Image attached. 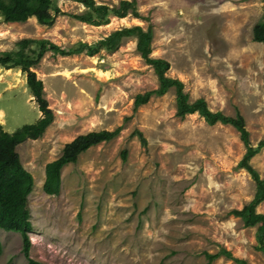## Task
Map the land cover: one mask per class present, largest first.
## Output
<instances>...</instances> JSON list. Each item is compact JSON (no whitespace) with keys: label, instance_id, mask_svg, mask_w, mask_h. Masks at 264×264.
<instances>
[{"label":"rangeland","instance_id":"374dc122","mask_svg":"<svg viewBox=\"0 0 264 264\" xmlns=\"http://www.w3.org/2000/svg\"><path fill=\"white\" fill-rule=\"evenodd\" d=\"M120 0H95L118 5ZM65 13L52 25L35 18L0 23V52L22 38H46L59 46L31 69L41 80L53 121L41 137L16 146L33 176L28 195L30 257L45 264L211 263L203 252L229 250L249 264H264L255 249L256 226L245 227L229 211L251 201L255 182L237 166L245 153L229 124H207L197 113L176 116L175 90L134 109L138 93L158 86L157 76L124 38L113 52L62 56L60 48L96 42L122 27H152L150 56L170 63L167 76L184 84L189 101L204 98L213 111L245 120L249 141L264 138V44L252 28L264 17L262 0H136L140 17L109 15L91 25L71 16L85 7L58 0ZM0 124L14 132L41 112L18 67L0 65ZM119 134L79 154L61 170L58 195L43 189L45 165L65 143L92 130ZM135 130L142 132V145ZM127 150L122 159L121 151ZM264 177V148L250 161ZM264 213V200L257 206ZM0 264H27L20 232L0 229Z\"/></svg>","mask_w":264,"mask_h":264},{"label":"trees","instance_id":"16d2710c","mask_svg":"<svg viewBox=\"0 0 264 264\" xmlns=\"http://www.w3.org/2000/svg\"><path fill=\"white\" fill-rule=\"evenodd\" d=\"M58 0H0V23L25 22L29 18H35L43 25H52L56 16L65 14L57 5ZM82 4L85 11L71 16L81 22L91 25L106 24L109 15L123 18L128 14L140 17L136 0H120L118 5L97 4L95 0H72ZM264 1V0H262ZM153 30L150 25L143 29L140 25L122 27L110 32L107 36L96 42H78L70 47L60 48L62 56L85 53L93 56L101 50L113 52L118 49L124 38L135 37L136 49L140 52L145 62L154 70L157 76L158 86L152 90L138 93L134 98V109L146 104L152 96H162L170 88L175 90L176 116L185 118L189 114L197 113L209 125L216 123L229 124L240 134V139L245 146V153L237 166L245 169L255 182L253 198L241 208L229 211L230 215L239 218L245 227L256 226L255 249L264 257V213L257 211V206L264 200V177L251 165V159L264 148V138L260 139L256 146L249 141V132L245 125L244 117L237 112L235 116L226 115L217 110H211L204 98L189 101L188 93L184 90V84L177 78L166 75L170 63L163 58L150 56ZM252 40L264 44V17L252 28ZM16 48L11 52H0V65L6 69L18 67L27 74V86L30 94L35 99L41 116L31 124H25L10 133L0 124V229L5 231L20 232L22 237V252L27 264H45L30 257L32 245L29 233L32 231L30 213L28 208V195L33 188V176L24 168L20 161L16 146L28 139H37L42 136L45 129L53 121V112L49 108L47 100L43 96V86L36 73L31 69L36 66L41 58L50 50H57L54 42L46 38H22L15 42ZM118 126L112 130H92L74 137L64 144L61 154L48 162L44 169L43 191L48 195H58L61 188V170L69 164L77 161L79 154L89 148L114 139L120 132ZM142 145H146V138L142 132L135 130ZM122 159L127 157V150L121 151ZM2 244L0 241V254ZM207 263H211L218 257L224 256L233 260L236 264H249L245 259L234 256L229 250L222 248L218 252H203Z\"/></svg>","mask_w":264,"mask_h":264},{"label":"bare ground","instance_id":"6f19581e","mask_svg":"<svg viewBox=\"0 0 264 264\" xmlns=\"http://www.w3.org/2000/svg\"><path fill=\"white\" fill-rule=\"evenodd\" d=\"M1 114V113H0Z\"/></svg>","mask_w":264,"mask_h":264}]
</instances>
